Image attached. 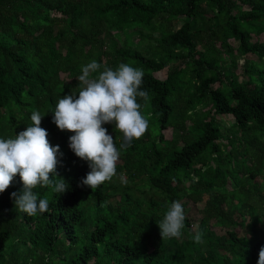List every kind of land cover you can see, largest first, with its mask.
Returning <instances> with one entry per match:
<instances>
[{"label":"trees","instance_id":"trees-1","mask_svg":"<svg viewBox=\"0 0 264 264\" xmlns=\"http://www.w3.org/2000/svg\"><path fill=\"white\" fill-rule=\"evenodd\" d=\"M261 34L264 0H0V138L25 130L33 110L45 114L41 127L63 152L56 171L69 185L60 194L37 187L50 210L36 216L11 198L22 190L19 174L0 193V264H257ZM92 60L142 69L149 95L137 99L148 129L130 146L121 148L113 124L102 125L122 163L95 190L81 184L90 168L69 147L74 133L50 111ZM172 201L182 204L185 227L162 240L157 222ZM190 203H201L197 220L186 213ZM197 230L202 244L193 241Z\"/></svg>","mask_w":264,"mask_h":264},{"label":"clouds","instance_id":"clouds-1","mask_svg":"<svg viewBox=\"0 0 264 264\" xmlns=\"http://www.w3.org/2000/svg\"><path fill=\"white\" fill-rule=\"evenodd\" d=\"M95 74V75H93ZM143 70L121 62L115 69L92 60L81 67L76 76V90L58 98L52 122L61 130L74 133L69 147L74 154L88 162L90 171L81 184L92 190L116 176V165L120 151L103 124H113L121 136V148L128 147L148 129L149 121L141 113L142 105L137 99L147 102L149 95L142 88ZM45 114L33 110L31 124L14 137L0 138V193H3L19 174L22 190L12 192L16 209L28 216L49 212L50 202L40 198L37 187H51L54 193L68 190L66 180L57 173L62 164L63 152L59 145H51L48 132L41 127ZM59 177V179H55ZM195 180L196 178L193 177ZM123 180V177H121ZM163 218L157 222L163 239L180 238L185 227V211L179 201L167 206ZM193 241L202 244L203 232L195 231ZM257 264H264V246H261Z\"/></svg>","mask_w":264,"mask_h":264},{"label":"rangeland","instance_id":"rangeland-1","mask_svg":"<svg viewBox=\"0 0 264 264\" xmlns=\"http://www.w3.org/2000/svg\"><path fill=\"white\" fill-rule=\"evenodd\" d=\"M180 24V22L177 24V25H179ZM256 38V36H254L253 37V39H255ZM133 39L135 40L136 39V35H134L133 36ZM258 39L259 40H264V34H261V35H259L258 36ZM241 62H242V60L240 59L239 60V64H241ZM166 68L165 69H163V70H161V71H159V72H155L154 74H155V76L156 77H158V78H164L165 77V75H166ZM228 120H229V118H226V123H228ZM169 129H167L166 131H165V133H167V136H169ZM108 132V131H107ZM108 134H111L110 132H108ZM118 163H122V160L119 158V160H118V162H117V164ZM119 178H118V180H121V177H123V179H124V177H125V175L124 174H119ZM115 180H117V179H115ZM116 182V181H115ZM139 182L140 181H136V184L137 185H139ZM137 193H138V191H137ZM200 206H201V203H197L196 205H194V204H192V203H190L189 205H188V209L186 210V213L187 214H189L190 215V217L192 218V219H194V220H197V217L199 216V208H200Z\"/></svg>","mask_w":264,"mask_h":264}]
</instances>
